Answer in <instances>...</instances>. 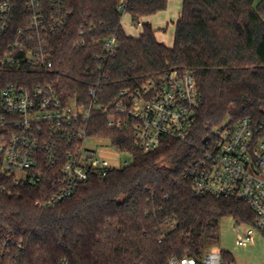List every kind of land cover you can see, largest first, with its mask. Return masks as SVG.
Listing matches in <instances>:
<instances>
[{
    "label": "trees",
    "instance_id": "16d2710c",
    "mask_svg": "<svg viewBox=\"0 0 264 264\" xmlns=\"http://www.w3.org/2000/svg\"><path fill=\"white\" fill-rule=\"evenodd\" d=\"M170 1L65 0L69 24L50 39L49 67L0 68V94L12 84H50L64 101L91 106L90 93L101 83L95 104L110 107L121 91L183 70L194 74L203 97L188 139H165L150 153L133 146L130 131L110 129L107 116H95L90 136L129 151L132 162L58 205L44 206L58 190L50 174L39 185H16L0 173V264H169L173 258L204 264L220 243L223 219L254 225L246 202L199 197L186 172L225 121L264 125V0H183L172 48L158 41L152 24L141 23ZM126 15L142 24L140 37L126 33ZM19 27L0 31V61ZM111 36L119 48L108 58L103 42ZM221 255L222 264H236L232 253Z\"/></svg>",
    "mask_w": 264,
    "mask_h": 264
},
{
    "label": "built area",
    "instance_id": "2783aa9c",
    "mask_svg": "<svg viewBox=\"0 0 264 264\" xmlns=\"http://www.w3.org/2000/svg\"><path fill=\"white\" fill-rule=\"evenodd\" d=\"M69 16L65 0H0V31L10 32L14 23L20 25L0 68L16 72L48 68L54 56L50 39L68 27ZM103 48L108 58L115 57L118 38L109 37ZM101 88L99 83L91 91V106L64 101L50 84L34 88L12 84L4 90L0 94V173L16 185H39L50 174L58 190L44 206L58 205L73 199L82 185L132 162L116 167L102 156V142L117 153L132 154L90 136L88 126L95 116H107L110 129L130 131L133 146L150 153L165 139L186 141L203 104L191 71L172 70L156 81L123 90L110 107L95 104ZM63 142L71 148L64 149ZM199 154L186 172L194 194L246 202L256 219L253 226L235 225L236 245H255L256 233L264 236V125L245 118L233 126L227 120ZM203 263L222 264L221 252L208 251ZM169 264H196V260L173 258Z\"/></svg>",
    "mask_w": 264,
    "mask_h": 264
},
{
    "label": "rangeland",
    "instance_id": "374dc122",
    "mask_svg": "<svg viewBox=\"0 0 264 264\" xmlns=\"http://www.w3.org/2000/svg\"><path fill=\"white\" fill-rule=\"evenodd\" d=\"M175 1V0H173ZM143 20L141 21V23ZM135 25L130 18H124V27L130 36L134 38L140 37L142 24ZM167 31H160L159 37L165 35L167 42L174 41L175 25L170 23ZM102 142L103 148H100L102 156L113 166L121 167L126 161L131 162L132 157L129 154L117 153L116 150L110 148L109 143ZM236 227L232 219L225 218L221 223V239L219 245L215 248L219 252H230L233 254L236 264H264V236L256 233L255 245L249 248H241L236 245ZM240 229V228H239ZM242 228L240 231H243Z\"/></svg>",
    "mask_w": 264,
    "mask_h": 264
},
{
    "label": "crops",
    "instance_id": "0c3cea01",
    "mask_svg": "<svg viewBox=\"0 0 264 264\" xmlns=\"http://www.w3.org/2000/svg\"><path fill=\"white\" fill-rule=\"evenodd\" d=\"M182 5H183V0H175V1L171 0L169 2V5H168V8L166 11L161 12V13L153 16V17H149L146 20H143L144 23L149 22L150 24H152L154 29L157 31L156 37H157L158 41L161 43H164L166 46H168L170 48H172L174 46V41L167 42L165 35H162L161 37H159L158 33H160V31L162 32L163 30L167 31L169 29L168 26L170 23H173L175 25V30H176V23L181 16ZM124 18L126 19V18H130V17L128 15H126V16H124ZM124 18H123V23H124ZM123 26H124V24H123ZM124 29H125V27H124ZM125 31H126V29H125ZM141 32H142V30H141ZM126 33H127V31H126ZM132 37H135V36H132ZM174 40H175V38H174Z\"/></svg>",
    "mask_w": 264,
    "mask_h": 264
},
{
    "label": "water",
    "instance_id": "95a60500",
    "mask_svg": "<svg viewBox=\"0 0 264 264\" xmlns=\"http://www.w3.org/2000/svg\"><path fill=\"white\" fill-rule=\"evenodd\" d=\"M208 140L206 139L205 141H204V143H206Z\"/></svg>",
    "mask_w": 264,
    "mask_h": 264
}]
</instances>
